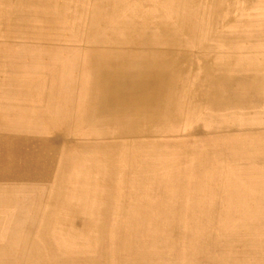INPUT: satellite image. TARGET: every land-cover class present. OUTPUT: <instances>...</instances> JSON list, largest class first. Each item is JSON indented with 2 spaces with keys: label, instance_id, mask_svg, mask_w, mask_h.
<instances>
[{
  "label": "rangeland",
  "instance_id": "obj_1",
  "mask_svg": "<svg viewBox=\"0 0 264 264\" xmlns=\"http://www.w3.org/2000/svg\"><path fill=\"white\" fill-rule=\"evenodd\" d=\"M223 3L216 18L206 17L202 0L0 6V82H40L57 98V127L64 128L54 137L0 136V181L15 182L0 202L10 206L0 209V264H42L49 246L55 256L44 264H110L113 246L123 251L118 264H264V0ZM203 34L214 39L207 49L197 48ZM135 93L144 104L132 139L139 147L107 162L106 207L86 203L61 225L54 216L70 204L59 203L57 189L73 178L74 190L85 188L88 166L101 161L97 148L117 141L113 130L119 116L131 117L122 106ZM165 93L178 104L176 115L167 116L168 102L152 120L148 103ZM7 130L0 120V133ZM40 176L54 191L24 203L23 195L40 198L24 186ZM35 205L42 212L20 210ZM27 216L38 220L30 242H14L21 236L14 227ZM8 245L24 255L7 258Z\"/></svg>",
  "mask_w": 264,
  "mask_h": 264
},
{
  "label": "bare ground",
  "instance_id": "obj_2",
  "mask_svg": "<svg viewBox=\"0 0 264 264\" xmlns=\"http://www.w3.org/2000/svg\"><path fill=\"white\" fill-rule=\"evenodd\" d=\"M197 1V0H196ZM232 0H225V2L227 3H231ZM203 2V7H204V11L206 14V17L209 18H216V16L219 14V10L221 9V7L224 5L220 4L222 3V0H202ZM222 5V6H220ZM218 7V8H215ZM245 24V23H244ZM242 26V25H240ZM245 26L247 27V24H245ZM243 28H245L244 26H242ZM166 40L168 38H165ZM174 40V39H173ZM179 40V38H177V41ZM170 42L166 44V46H169L170 44L173 45L171 39L169 40ZM210 41H214L213 38H211L210 35H202L199 36L198 41H197V48L199 49H207V47L210 44ZM209 42V43H208ZM218 46H223L222 43H216ZM170 74H167V78L170 81H175V77L174 76H169ZM178 80V79H177ZM183 81V80H181ZM176 82V81H175ZM178 82H180L178 80ZM172 95H169L167 93H165L164 95L159 94L156 98V103H154V105H152L151 103H153L151 101V103H148L147 106V110L149 111L148 114L151 116L150 118L153 119H157L158 120V112L159 110L162 111V108L164 106H167V103L170 102L171 106L166 108V114L167 116H169L172 119V116L176 113L175 111H177V107L173 106V105H178L176 103V101L171 97ZM174 97H177L178 94H174ZM160 100V101H158ZM130 106L127 104H123L124 107L122 106V108H124V110L122 111V113L126 110L131 111L132 115H130L131 117H128L129 115H123V116H119L118 117V126L113 130V134L112 136L115 137L117 139L116 142H107L105 143L106 147L102 148V147H98L97 150L99 152V159L101 160L98 164L97 163H91V165L88 166V179L89 181L86 183L85 188L80 187L79 190H74V185L79 184L78 181L79 179H72L73 183H69L67 185H62L60 188L57 189L58 195H57V200L59 201V203L64 202V201H68L69 207L63 211L60 212L59 215H55L54 219H56L61 225H69V222L67 221V218L69 217H74L75 219L78 216V209L81 206L86 205V203H91V206L96 205L97 209L98 208H105L107 205V201L109 199V188L107 187V181H109L108 179L111 178V167L109 166V164L107 162L111 161V160H124L126 157L132 155L131 150H133V148H137L139 147L138 142L136 140H132L133 137L135 135H138L139 133V129L140 127H143V123L141 125V123L139 122V116H140V112L139 110H141L144 107L143 103H140V95L139 93H135L132 96V100L130 101ZM128 107V108H126ZM121 114V112H120ZM122 118V121H121ZM152 120L149 121V124L152 123ZM148 125V124H147ZM83 128V127H81ZM80 128V129H81ZM85 128V127H84ZM79 130V129H78ZM141 132H144V130L142 129ZM122 148L124 149V151L130 153L128 155H124V153H120V150H122ZM143 149V148H142ZM141 149V150H142ZM94 149H92L91 151L93 152ZM139 148L138 150L136 149L135 152H139ZM137 154V153H136ZM142 155V154H141ZM144 156V155H143ZM142 158V157H141ZM76 165V164H75ZM98 165H106L107 166V171L104 172H100L98 171ZM77 166V165H76ZM141 172V171H140ZM139 172V173H140ZM141 175V174H140ZM40 179L38 181H36L37 183L32 185L33 187V191L40 193V198L35 199L33 197H28L23 195V202H36V201H41L43 200H47L48 197L53 191H54V187L55 186H51L49 185V183H47V177L46 176H40ZM173 181H175L176 179L171 178ZM194 179V178H192ZM196 179V178H195ZM139 180V179H138ZM3 181V180H1ZM0 181V182H1ZM57 181V180H56ZM5 184L8 183L6 186H4V190L3 192L0 190V202H4V201H8V197L13 193L12 191L15 188V185L13 181H9V180H5L3 181ZM136 184V183H135ZM71 185V187H70ZM31 188V189H32ZM139 188V187H138ZM135 190V189H134ZM136 191V190H135ZM139 192V191H138ZM101 193L103 196H101ZM136 193V192H135ZM134 193V194H135ZM141 193V191H140ZM233 197H232V201H235V194L232 193ZM88 200H90V202H87ZM205 204H203L201 206L200 209H206L205 208ZM3 210H10V206L9 207H3L0 208ZM39 210L40 212H42L43 209H41L39 206L35 205L34 208H29L28 206H22L20 207V210ZM238 209V208H236ZM207 211V210H205ZM94 215H92L93 217H95V215L99 216L101 213L97 212V213H93ZM138 214V218L136 221H134L135 223L139 224V226L142 224L143 225V209L139 208V212ZM103 216V215H100ZM99 216V217H100ZM28 218V219H26ZM40 218V217H38ZM37 218V219H38ZM95 219L99 220L98 217H96ZM55 221V220H54ZM38 220L33 221V219L30 216L25 217L24 219L21 220L22 224L16 225L14 228L16 229L17 232H19L21 234L20 238L16 237V239L14 240V242H26L27 244L30 242L27 241L28 239H30V234L32 232V228H35L36 225H38ZM55 224V223H54ZM34 225V227H33ZM71 229H73L74 231V225L72 224V227H70ZM99 233V232H98ZM73 236V235H72ZM120 239H118V241H123V239L121 237H119ZM125 240L127 239H134V237L132 236V234L130 235H125ZM130 243H132V241H129ZM23 245H26L25 243ZM22 245V246H23ZM50 247V246H49ZM45 247V251L42 253L43 255V260L45 261L46 258H48L49 256H55L51 247ZM114 249H111L108 251L107 253V257L108 259L112 260L113 258H115L116 262H110V264H118V260L121 258L119 255L123 253L122 248H118L117 246H113ZM126 248V247H124ZM132 249L131 246H128L125 251H124V256L127 252H131L130 250ZM1 253V250H0ZM63 255H65L66 253H62ZM3 255H5L7 258H13V259H19L21 256L24 255L22 249L20 247L15 248V246L13 245H8L6 250L3 252ZM98 257H101L102 260H106L105 257L106 255L104 253H99ZM185 255V254H183ZM19 257V258H17ZM107 259V260H108ZM44 261L41 262L42 264H44ZM160 263V262H159ZM156 263V264H159ZM13 264H15V262H13ZM144 264H151V262H146Z\"/></svg>",
  "mask_w": 264,
  "mask_h": 264
},
{
  "label": "crops",
  "instance_id": "obj_3",
  "mask_svg": "<svg viewBox=\"0 0 264 264\" xmlns=\"http://www.w3.org/2000/svg\"><path fill=\"white\" fill-rule=\"evenodd\" d=\"M8 2L21 3V0H0V6H8L6 5ZM40 84L37 81L0 82V120L8 122L7 132L0 133V136L54 137L62 135L59 131L64 128L57 127L58 122L55 118L58 111L57 98L48 96L47 88ZM50 119L54 121V128L48 130ZM36 183L31 181L24 186L30 187Z\"/></svg>",
  "mask_w": 264,
  "mask_h": 264
}]
</instances>
